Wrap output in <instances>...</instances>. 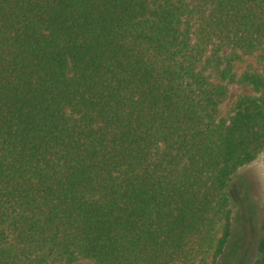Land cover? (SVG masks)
<instances>
[{
  "label": "trees",
  "instance_id": "1",
  "mask_svg": "<svg viewBox=\"0 0 264 264\" xmlns=\"http://www.w3.org/2000/svg\"><path fill=\"white\" fill-rule=\"evenodd\" d=\"M263 150L264 0H0V264H218Z\"/></svg>",
  "mask_w": 264,
  "mask_h": 264
},
{
  "label": "rangeland",
  "instance_id": "2",
  "mask_svg": "<svg viewBox=\"0 0 264 264\" xmlns=\"http://www.w3.org/2000/svg\"><path fill=\"white\" fill-rule=\"evenodd\" d=\"M249 67L261 70L253 57L242 56L235 72L240 75ZM227 87V97L219 108L222 118L231 116L238 97L253 94L249 86L240 83H230ZM230 199L235 211L232 236L218 264H254L260 222L264 217V150L253 162L239 169L231 184ZM81 263L94 264L85 260Z\"/></svg>",
  "mask_w": 264,
  "mask_h": 264
}]
</instances>
